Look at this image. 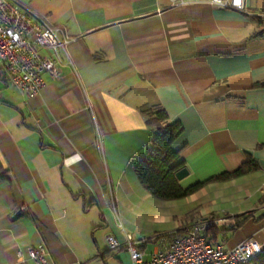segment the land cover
Listing matches in <instances>:
<instances>
[{
	"label": "crops",
	"instance_id": "0c3cea01",
	"mask_svg": "<svg viewBox=\"0 0 264 264\" xmlns=\"http://www.w3.org/2000/svg\"><path fill=\"white\" fill-rule=\"evenodd\" d=\"M20 1L72 41L38 95L0 72V264H34L27 249L41 243L47 264H132L108 235L151 240V259L153 237L209 215L223 219L224 251L264 242V36L254 37L264 0H247L248 14L205 1ZM156 107L181 126L172 149L188 170L182 188L250 159L259 167L155 198L135 167L151 150Z\"/></svg>",
	"mask_w": 264,
	"mask_h": 264
},
{
	"label": "built area",
	"instance_id": "2783aa9c",
	"mask_svg": "<svg viewBox=\"0 0 264 264\" xmlns=\"http://www.w3.org/2000/svg\"><path fill=\"white\" fill-rule=\"evenodd\" d=\"M184 4L205 1L222 9L248 14L247 0H173ZM72 39L52 27L42 16L20 0H0V72L7 84L28 96L38 95L44 88L45 76L58 79L64 65L62 54ZM67 63H71L68 59ZM101 142V140H100ZM223 219L209 215L180 230L157 235L152 239L159 248L146 260L144 245L151 240L126 234L125 243L107 236L110 251L125 248L132 264H251L264 256V242L249 238L224 251L223 246L209 241L207 232ZM34 264H47L44 244L27 249ZM18 256L22 254L19 252Z\"/></svg>",
	"mask_w": 264,
	"mask_h": 264
},
{
	"label": "trees",
	"instance_id": "16d2710c",
	"mask_svg": "<svg viewBox=\"0 0 264 264\" xmlns=\"http://www.w3.org/2000/svg\"><path fill=\"white\" fill-rule=\"evenodd\" d=\"M257 19L259 29L254 37H261L264 36V12H261ZM261 86L264 87V83ZM146 115L147 123L154 129L155 136L148 155L135 167V174L146 191L157 199L164 201L184 199L199 191L209 182L229 181L247 175L259 167L254 159H250L233 173H223L207 182L184 189L177 180L175 173L184 168L185 164L180 160V153L172 149L173 142L181 133L180 124L171 123L167 112L160 107L152 109ZM210 234H212L211 237H209ZM217 234V226L209 228L207 232L209 241L215 243ZM251 264H264V256Z\"/></svg>",
	"mask_w": 264,
	"mask_h": 264
},
{
	"label": "water",
	"instance_id": "95a60500",
	"mask_svg": "<svg viewBox=\"0 0 264 264\" xmlns=\"http://www.w3.org/2000/svg\"><path fill=\"white\" fill-rule=\"evenodd\" d=\"M188 175V170L186 168H182L176 171L175 176L178 181L183 180Z\"/></svg>",
	"mask_w": 264,
	"mask_h": 264
},
{
	"label": "rangeland",
	"instance_id": "374dc122",
	"mask_svg": "<svg viewBox=\"0 0 264 264\" xmlns=\"http://www.w3.org/2000/svg\"><path fill=\"white\" fill-rule=\"evenodd\" d=\"M185 221H186V223H187V221H189V217H187V220H185ZM183 222H184V219L179 221V227H181V226L183 227V225H184ZM184 223H185V222H184ZM179 229H180V228H179ZM146 260H149V257H146ZM102 264H103V263H102Z\"/></svg>",
	"mask_w": 264,
	"mask_h": 264
}]
</instances>
